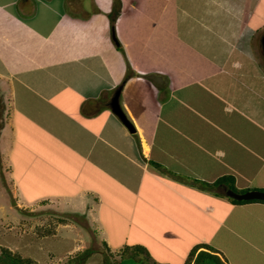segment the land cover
Returning a JSON list of instances; mask_svg holds the SVG:
<instances>
[{
	"label": "crops",
	"instance_id": "obj_1",
	"mask_svg": "<svg viewBox=\"0 0 264 264\" xmlns=\"http://www.w3.org/2000/svg\"><path fill=\"white\" fill-rule=\"evenodd\" d=\"M119 2L0 0V230L49 200L67 252L264 264V201L201 183L264 189V0Z\"/></svg>",
	"mask_w": 264,
	"mask_h": 264
},
{
	"label": "rangeland",
	"instance_id": "obj_2",
	"mask_svg": "<svg viewBox=\"0 0 264 264\" xmlns=\"http://www.w3.org/2000/svg\"><path fill=\"white\" fill-rule=\"evenodd\" d=\"M89 6L90 4L87 2L86 7L88 8ZM112 35L115 38L114 34ZM256 56L264 64V58L261 53L257 51ZM32 211H34L33 214ZM60 213L55 202L49 200L39 201L29 212L23 213L25 216L22 217V221L19 223L18 227H12L11 229L10 226L7 228V225H2V231L0 230V245L8 247L21 256H28L30 258L35 257L37 261L32 258L35 264H79L78 262H82L83 260H86L83 264H116L115 255L108 251H104L100 244L93 242L84 249L76 247L67 252L64 249L70 247V240L68 238L58 242L53 236L38 235L37 231L33 229V226L36 224L51 227L53 223L57 222L56 219L67 220L68 217L64 214L63 216H58ZM38 244L40 246H38ZM45 250H47L49 258L45 254ZM134 253L136 252L130 251V253H121L120 256H122V261L120 264L157 263H152L151 258H146L140 253H136L137 256H135ZM112 261H114V263ZM189 264H191V261Z\"/></svg>",
	"mask_w": 264,
	"mask_h": 264
},
{
	"label": "trees",
	"instance_id": "obj_3",
	"mask_svg": "<svg viewBox=\"0 0 264 264\" xmlns=\"http://www.w3.org/2000/svg\"><path fill=\"white\" fill-rule=\"evenodd\" d=\"M119 7H120L119 0H112L111 10L108 13V16L111 19V21L113 20L112 16H114L118 12ZM112 27H113V22L111 28ZM126 75L127 73L124 75L123 78H125ZM201 183L206 185V187L208 188H212L216 184L222 183L228 189L242 191L234 187L233 178L231 175H220L211 182L203 181ZM228 197L233 202L264 201V199H256V198L236 199L230 196ZM33 229L37 231L38 235L51 234L53 232V229L51 227H45L42 224L34 225ZM103 244L105 243L103 242ZM131 250L136 253L146 254V251L142 245H138V244L132 245ZM190 261L191 264H225L223 260L220 258L218 251L206 243H196L189 249L185 261L182 264H189ZM0 264H35V262L32 258L28 256H21L15 251L9 249L8 247L4 245H0ZM164 264H168V263H164Z\"/></svg>",
	"mask_w": 264,
	"mask_h": 264
},
{
	"label": "water",
	"instance_id": "obj_4",
	"mask_svg": "<svg viewBox=\"0 0 264 264\" xmlns=\"http://www.w3.org/2000/svg\"><path fill=\"white\" fill-rule=\"evenodd\" d=\"M261 42L264 45V34L261 37ZM118 93L119 88H116L112 95L109 98L108 105L112 112H114L118 118L121 120V122L126 126V128L129 131H133L134 128L132 126V123L128 120L124 112L122 111L119 102H118ZM226 195L236 198V199H264V189H258V188H249L242 191H236L232 189H226L225 190Z\"/></svg>",
	"mask_w": 264,
	"mask_h": 264
},
{
	"label": "flooded vegetation",
	"instance_id": "obj_5",
	"mask_svg": "<svg viewBox=\"0 0 264 264\" xmlns=\"http://www.w3.org/2000/svg\"><path fill=\"white\" fill-rule=\"evenodd\" d=\"M263 34H264V31L259 34L257 42H258L259 52L261 53L262 57L264 58V46H263V43L261 42V37H262Z\"/></svg>",
	"mask_w": 264,
	"mask_h": 264
}]
</instances>
